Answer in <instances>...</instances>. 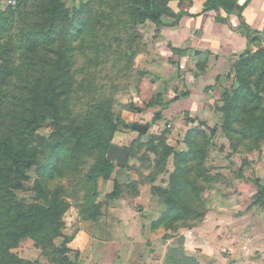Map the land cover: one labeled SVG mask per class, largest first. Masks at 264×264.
<instances>
[{"label":"rangeland","instance_id":"374dc122","mask_svg":"<svg viewBox=\"0 0 264 264\" xmlns=\"http://www.w3.org/2000/svg\"><path fill=\"white\" fill-rule=\"evenodd\" d=\"M193 1L157 0L170 13ZM237 1L210 0L224 11ZM53 5L59 11L51 22L48 12ZM135 13L129 0H21L14 6L0 0V135L14 141L24 137L25 143L13 144L32 158L26 188H11L10 199L0 198V226L18 206L46 196L57 200V228L62 235L51 225L47 238L39 242L21 237L5 249L0 241V264H63V256L83 264V256L68 243L77 231L74 226L85 220L86 230L99 235L94 236L99 241L94 250L99 255L106 251L108 240L106 264H120L125 241L114 221L127 214L111 202L137 195L141 186L145 194L151 193L152 209L161 207L152 220L153 231H159L164 241L174 237L163 252L162 264H219L220 250H227L229 239L244 241L240 246L246 252L249 238L264 237V199L254 203L255 180L264 184V128L261 135L244 128L248 120L264 123V75L259 62L248 69L233 67L227 82L215 86L208 117H187L182 128H175L173 119H159L158 128L152 130L150 124L139 135L121 126L112 131L108 117L147 125L143 118L134 120L133 113L149 101H161L160 90L148 88L156 79L146 56L153 50L146 27L150 20L138 23ZM36 86L54 94L59 112L54 120L43 110L45 118L31 129V114L24 119L22 113L29 109L28 98ZM22 122L29 125L25 130L20 128ZM134 135L139 138L130 146L126 164L120 167L112 161L107 179H93L90 174L108 149L104 142L128 145ZM3 160L0 154V175ZM172 176L184 182V190L175 197L169 195ZM1 182L0 177V193ZM181 200L183 217L159 223L169 206L166 202L174 201L177 208ZM7 202L12 206L8 212L1 210ZM45 228L41 226V234ZM186 230L193 237L201 236L207 247L213 246L210 241L220 242L216 253L198 257L195 242L182 241ZM92 253L98 260L99 255ZM147 262L143 264H151Z\"/></svg>","mask_w":264,"mask_h":264},{"label":"crops","instance_id":"0c3cea01","mask_svg":"<svg viewBox=\"0 0 264 264\" xmlns=\"http://www.w3.org/2000/svg\"><path fill=\"white\" fill-rule=\"evenodd\" d=\"M177 10L174 9L177 13L174 17L163 16L160 25L146 21V27L149 26L147 36L152 41L150 48L153 49L146 56H149L153 68L151 77L156 78L148 88L151 92L160 90V99L165 105L161 109L160 119H173L176 121L173 126L182 128L188 124L187 117L210 116L215 102V86L227 82L236 59L242 53L264 46V0H238L237 6L229 12L221 8L205 10L204 0H194L192 3L183 2ZM180 63L185 67L180 68ZM158 108L155 106L135 111L133 119L143 118L148 122ZM159 122L157 119L151 123L152 130L158 128ZM133 134H136L135 130ZM152 200L151 193L147 191L145 194V187L141 186L137 195L111 202L127 214L121 216V221H114H118L120 236L125 241L120 264H143L145 260L151 264H162L163 252L174 237L164 241L159 231H153L156 223H152V220L157 217L161 207L152 209ZM87 223L85 220L74 226L77 231L68 246L78 250L83 256V264H106L111 243L108 240L104 242L108 247L106 251H100V257L94 250L99 242L94 240V236L99 235L96 232L90 234L86 230ZM110 225H107L109 230L106 231L108 238L111 235ZM201 238L199 235L193 237L188 230L182 235L184 244L195 242L194 252L198 257L214 255L216 245L220 242L209 239L213 246L207 247L201 243ZM227 242V250H220L222 262L219 264H264V237L249 238L247 242L250 247H247L246 252L240 246L244 241L229 239ZM257 249L263 251L256 253ZM91 253L99 255V259L96 260ZM261 254L262 258H257Z\"/></svg>","mask_w":264,"mask_h":264},{"label":"trees","instance_id":"16d2710c","mask_svg":"<svg viewBox=\"0 0 264 264\" xmlns=\"http://www.w3.org/2000/svg\"><path fill=\"white\" fill-rule=\"evenodd\" d=\"M21 0L18 1L20 3ZM166 3V1H164ZM164 5V4H163ZM129 6L136 12L137 15V22L143 23L146 20H150L154 22L155 24L160 25L162 23V17L165 15L168 16H176L177 13H170L167 9V5L161 6L157 0H129ZM237 6V2H233L230 9L226 10L227 12L233 10ZM223 7V5H222ZM204 9H218L215 8L214 5L211 4L210 0H204ZM59 9L56 5H53L49 9V19L51 22H53L54 18L56 17ZM169 13V14H168ZM179 13V12H178ZM180 14V13H179ZM263 40H264V28H263ZM174 51H177L173 49ZM260 64V70L261 73L264 75V46L259 47L255 51H245L242 53L235 61L234 67L237 68L239 65L243 66L245 69H248L250 67H255L257 64ZM31 93V97L28 98L29 102V109L25 107V111L22 113V117L25 119L27 114H31V118L28 121V124L33 122V125H31V129L38 126V124L41 122L45 116L43 115V110H47L48 114L51 118L54 120H57L58 118V107L56 105V99L54 98V94H49V89H45L43 92L40 91L37 86L33 87ZM32 104V105H31ZM31 105V106H30ZM159 106L158 109H155L153 112V115L151 119L147 122V126H149L152 122H154L157 119L162 118L161 115V109L164 105L161 101L158 100H152L147 102L144 107L137 109L138 112H140L143 108H151ZM259 106V105H257ZM30 110V113H29ZM39 111V113L37 112ZM248 125H246L244 128L246 130L254 129L253 134L261 135L263 134V128L264 123L262 121H258V118L256 120H248ZM130 122L125 121L123 119L117 118V117H108L107 125L108 127L114 131L118 127L123 128H129L130 130L134 131L131 127ZM29 125L24 124V122L21 123V130H25V128H28ZM136 132V131H135ZM141 132H136V134H140ZM138 135H135L133 139H131L130 144L125 145L129 149L130 153V146L133 144V142H136L138 140ZM11 136L9 135H0V154H2L3 157V165H2V173L0 175L1 177V183L4 184V191L7 193H0V198L2 197L3 201H5L7 198L10 199L11 196V188L13 189H24L25 187V181L27 180V170L32 164V158L22 149L19 147H16L13 143H25L26 139L24 137H21V140L14 141L12 140ZM105 147L108 148L110 145L108 142H104ZM113 163L110 161H107L105 159V156L99 158V160L96 162L93 172L90 174V176L93 179H96L97 177H102L104 179H107L110 175V173L113 170ZM180 169L181 166H180ZM179 170V169H178ZM175 174V173H174ZM173 175V174H171ZM176 175V174H175ZM180 173L177 175L179 176ZM173 178L170 181V188H169V195L171 197H175V195H178L180 192L184 190V182L178 177L172 176ZM256 185V194H255V200L254 203H259L264 199V184L259 183L257 180H255ZM118 183L116 180H114V189L113 192L117 191ZM136 189L133 193H135ZM180 193V194H181ZM133 195V194H132ZM34 203H31L30 205H24V206H18L15 212H13L12 215H8L5 218V223L0 226V241L6 245V248L8 246H11V244L16 243L19 238L30 236L35 241L43 240V238H47V230L49 229L48 226H53V231L55 233H58L61 235L58 231V216L57 213V200L55 198H48L46 196H37V199ZM169 206L165 212V214L162 216L164 218H159L158 222L167 221L169 223H174L178 219V217H183V206L185 205V202L181 200V204L178 205L180 207H174L176 206L174 201H167L166 202ZM19 204V202H18ZM12 209V206L10 203H5L3 208L1 210L8 212V210ZM182 208V209H181ZM164 219V220H163ZM181 223L183 225L186 224V220H181ZM46 225V228L44 229V232L41 234L40 229L41 226ZM62 236V235H61ZM66 240L69 239V237L65 238ZM68 250L67 248L64 250V252ZM55 261V259H53ZM63 264H75L73 262H70L69 259L66 256H63L61 258Z\"/></svg>","mask_w":264,"mask_h":264},{"label":"water","instance_id":"95a60500","mask_svg":"<svg viewBox=\"0 0 264 264\" xmlns=\"http://www.w3.org/2000/svg\"><path fill=\"white\" fill-rule=\"evenodd\" d=\"M131 127L136 132H144L147 129V125L145 123L134 122L131 124ZM129 155V149L125 145H119L116 143H111L108 146L105 159L107 161H114L118 166H124L127 162Z\"/></svg>","mask_w":264,"mask_h":264},{"label":"built area","instance_id":"2783aa9c","mask_svg":"<svg viewBox=\"0 0 264 264\" xmlns=\"http://www.w3.org/2000/svg\"><path fill=\"white\" fill-rule=\"evenodd\" d=\"M5 4L9 5V6H14L18 3L19 0H2ZM180 68H184L185 65L183 63L179 64Z\"/></svg>","mask_w":264,"mask_h":264}]
</instances>
